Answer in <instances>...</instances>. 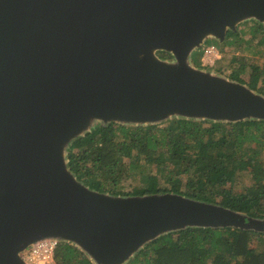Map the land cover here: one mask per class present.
<instances>
[{
	"label": "water",
	"instance_id": "obj_1",
	"mask_svg": "<svg viewBox=\"0 0 264 264\" xmlns=\"http://www.w3.org/2000/svg\"><path fill=\"white\" fill-rule=\"evenodd\" d=\"M247 21L264 25V0H0V264H28L44 241L127 264L187 228L264 233V219L182 195L101 194L68 166L99 125L264 120L262 94L193 64Z\"/></svg>",
	"mask_w": 264,
	"mask_h": 264
},
{
	"label": "trees",
	"instance_id": "obj_2",
	"mask_svg": "<svg viewBox=\"0 0 264 264\" xmlns=\"http://www.w3.org/2000/svg\"><path fill=\"white\" fill-rule=\"evenodd\" d=\"M244 26L237 34L228 32L226 42L236 47L259 38L264 46V25ZM247 33L251 38L245 40ZM159 56L170 58L164 52ZM250 66L248 82L240 77L245 67L230 78L264 96V61ZM68 160L78 181L101 194L172 193L264 219V120L225 124L174 118L147 126L99 125L72 143ZM129 181L132 191L126 193ZM55 263L94 264L68 243L57 246ZM127 264H264V233L187 228L158 238Z\"/></svg>",
	"mask_w": 264,
	"mask_h": 264
},
{
	"label": "rangeland",
	"instance_id": "obj_3",
	"mask_svg": "<svg viewBox=\"0 0 264 264\" xmlns=\"http://www.w3.org/2000/svg\"><path fill=\"white\" fill-rule=\"evenodd\" d=\"M247 22L251 23L253 21ZM245 23L246 22L240 24L238 29H245ZM243 38L245 40H248L251 38V36L247 33L243 36ZM259 41V38L253 40L250 44H247L246 42L242 41L236 47H232L230 42H226V40L224 41V43H220V41L218 40L216 41L214 39H210L205 42V44L200 48V50H197L193 54V64L198 68H201L206 71H211L229 80H232L230 77L238 73L240 69H242V67H245L246 72L242 73L240 77L248 82L250 79V70L252 68L250 65H263L264 46H260L258 44ZM208 44L216 45L220 51V58L212 64H205V62L202 61L203 50ZM243 64H245V66H242ZM131 191L132 186L129 181L125 184L124 192L128 193Z\"/></svg>",
	"mask_w": 264,
	"mask_h": 264
},
{
	"label": "built area",
	"instance_id": "obj_4",
	"mask_svg": "<svg viewBox=\"0 0 264 264\" xmlns=\"http://www.w3.org/2000/svg\"><path fill=\"white\" fill-rule=\"evenodd\" d=\"M220 58V51L214 44H208L202 54L205 64H212ZM59 245L56 241H44L24 252L21 256L28 264H56L55 251Z\"/></svg>",
	"mask_w": 264,
	"mask_h": 264
}]
</instances>
